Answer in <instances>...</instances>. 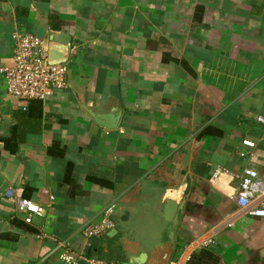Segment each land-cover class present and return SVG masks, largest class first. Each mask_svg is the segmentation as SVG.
<instances>
[{
    "label": "crops",
    "instance_id": "obj_1",
    "mask_svg": "<svg viewBox=\"0 0 264 264\" xmlns=\"http://www.w3.org/2000/svg\"><path fill=\"white\" fill-rule=\"evenodd\" d=\"M23 34L71 45L66 87L28 111L2 73ZM0 108V264L55 260L58 242L120 251L80 235L109 208L144 252L173 229L170 264H264V220L234 202L244 169L264 183V0H0ZM13 198L41 216L24 223Z\"/></svg>",
    "mask_w": 264,
    "mask_h": 264
},
{
    "label": "built area",
    "instance_id": "obj_2",
    "mask_svg": "<svg viewBox=\"0 0 264 264\" xmlns=\"http://www.w3.org/2000/svg\"><path fill=\"white\" fill-rule=\"evenodd\" d=\"M12 64L2 70L6 81V95L25 106L31 101L44 102L55 91L63 90L67 85L66 65H49L47 63V43L31 34L15 36L12 49ZM1 122V108H0ZM257 122L263 126L262 139L264 140V117H258ZM247 149H254L255 143L243 141ZM244 157L245 154H240ZM11 198V194H6ZM17 213L22 214L24 223L30 225L33 218L41 216L40 208L31 201L13 198ZM234 202L249 217L264 220V183L258 179L256 172L244 169L238 178L237 192ZM111 208L104 212L102 218L84 226L80 235L83 239L94 240L103 238L112 228L109 217ZM49 257L65 264H78L85 260L87 264H128L127 262H110L106 259L87 258L78 254L68 242H58ZM174 264H185L176 261Z\"/></svg>",
    "mask_w": 264,
    "mask_h": 264
},
{
    "label": "water",
    "instance_id": "obj_3",
    "mask_svg": "<svg viewBox=\"0 0 264 264\" xmlns=\"http://www.w3.org/2000/svg\"><path fill=\"white\" fill-rule=\"evenodd\" d=\"M71 45L69 42L62 44L49 40L47 45V63L49 65H66L70 57ZM93 121L100 127L112 130L116 128L120 119L119 111H111L108 114H96L90 110H86ZM177 212L181 210L180 206H174L170 201H166L163 209V218L166 222L172 221ZM122 229L112 228L106 235L105 239L116 240L109 248L120 247L121 256L128 264H170L176 252L174 241V231L163 241L153 246L148 252L142 251L141 243L130 239L129 225L121 224ZM40 264H65L56 260H48ZM78 264H87L85 260H80Z\"/></svg>",
    "mask_w": 264,
    "mask_h": 264
},
{
    "label": "trees",
    "instance_id": "obj_4",
    "mask_svg": "<svg viewBox=\"0 0 264 264\" xmlns=\"http://www.w3.org/2000/svg\"><path fill=\"white\" fill-rule=\"evenodd\" d=\"M35 104L36 105H39V104H41V101H35L34 100V101L29 102L26 105V106H28L26 111H28L29 109H31L33 107V105H35ZM101 241H102L101 239H95V240H93L92 243H94L95 246L99 248V246L101 244ZM108 254H109V256H108ZM87 255L89 256V258H98V259H104V257H107L106 260L107 261H110V262H124V257H122L120 251L119 250H116V249H114L113 251H108L107 252V255H105V256H98V255H96L93 252H91V254H87ZM201 256L202 257L205 256L204 252H202V251L198 254V256H196V258L195 257L194 258L192 257V260L191 261H193V260H199L198 257H201ZM189 264H199V263H191L190 262Z\"/></svg>",
    "mask_w": 264,
    "mask_h": 264
},
{
    "label": "rangeland",
    "instance_id": "obj_5",
    "mask_svg": "<svg viewBox=\"0 0 264 264\" xmlns=\"http://www.w3.org/2000/svg\"><path fill=\"white\" fill-rule=\"evenodd\" d=\"M147 233H145V236H152L154 239L157 238H161V237H165L166 233H168V229L167 227H165L164 225L162 227L157 226L156 224H152L151 226L147 227ZM172 234L169 232L167 234V237H170Z\"/></svg>",
    "mask_w": 264,
    "mask_h": 264
},
{
    "label": "flooded vegetation",
    "instance_id": "obj_6",
    "mask_svg": "<svg viewBox=\"0 0 264 264\" xmlns=\"http://www.w3.org/2000/svg\"><path fill=\"white\" fill-rule=\"evenodd\" d=\"M107 257H104V259H106Z\"/></svg>",
    "mask_w": 264,
    "mask_h": 264
}]
</instances>
